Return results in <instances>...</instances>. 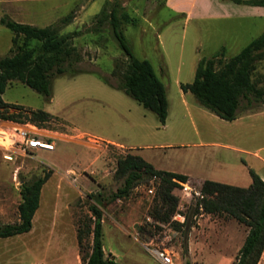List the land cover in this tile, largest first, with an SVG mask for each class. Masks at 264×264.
Instances as JSON below:
<instances>
[{
    "label": "rangeland",
    "instance_id": "374dc122",
    "mask_svg": "<svg viewBox=\"0 0 264 264\" xmlns=\"http://www.w3.org/2000/svg\"><path fill=\"white\" fill-rule=\"evenodd\" d=\"M113 10L133 55L149 61L165 87L164 126L113 86L114 64L125 57L109 21L99 25ZM68 14L73 19L61 25ZM122 14L131 21L122 20ZM1 18L39 28L59 25L61 35L77 33L73 45L81 56L80 63L51 80L50 98L19 82H12L1 96L8 105L50 114L48 126L40 127L56 133L53 151L36 150L13 164L0 162V226L18 223L22 184L50 172L41 190L37 224L52 222L57 231L53 248L47 253L31 249L20 264H81L77 234L83 232V249L88 251L92 236L86 230L93 227L90 207L96 199L105 257L117 264H157L141 245L160 232L145 223L146 216L154 218L158 181L142 182L128 197L110 199L123 182L115 178L117 161L127 154L156 170L189 176L196 191L203 180L248 188L251 171L264 181V102L249 97L241 102L236 120L225 121L180 89V84L193 81L200 59L224 47L226 61L247 45L246 38L230 44L233 22L185 21L166 10L164 0H0ZM11 39L12 33L0 24V58L9 55ZM254 77L264 89V60L257 63ZM173 194L180 196L176 189ZM178 203L188 218L187 226H174L179 235L172 245L181 264H235L248 229L226 215L196 212V198L189 203L179 198ZM21 249L11 245L9 254L0 250V264H18Z\"/></svg>",
    "mask_w": 264,
    "mask_h": 264
},
{
    "label": "trees",
    "instance_id": "16d2710c",
    "mask_svg": "<svg viewBox=\"0 0 264 264\" xmlns=\"http://www.w3.org/2000/svg\"><path fill=\"white\" fill-rule=\"evenodd\" d=\"M165 1V0H164ZM235 4H244L264 8V0H231ZM73 19L68 14L60 20L67 25ZM99 21H109L112 36L122 51L125 60L116 61L111 76L116 84L105 82L123 91L127 96L153 113L164 126L168 115L166 90L156 77L147 60L137 59L120 29V20L116 10ZM122 20L130 22L127 14ZM0 24L11 33L9 55L0 58V121L24 124L34 123L48 126L52 116L42 110L29 111L11 106L2 101L6 88L12 82H20L38 94L51 97V80L66 74L81 56L73 45L77 33L61 35L60 26L43 28L17 23L1 18ZM99 26L96 28V30ZM35 43V46L31 44ZM224 49L209 59H200L197 63L193 81L180 84L183 93H190L198 104L225 121H234L241 102L252 97L256 102H264V89L254 75L257 63L264 60V32L246 45L238 54L223 60ZM81 73V72H80ZM50 173V172H49ZM23 183L20 190L21 202L18 205V223L0 226V238L5 239L28 233L32 228V219L39 208L41 190L50 174ZM252 183L248 188L235 187L213 181H204L200 192L202 200L196 203V212L208 215H226L244 225L247 235L236 256L235 264H258L264 252V181L253 171ZM115 178L123 180L121 187L112 194L111 200L126 198L133 188L150 180L158 181L157 204L154 206V218L167 223L175 213L178 198L173 194L178 182H187L188 177L173 172L156 170L141 157L127 154L117 161ZM93 198V196H90ZM99 200L90 207L93 227L86 230L92 236L91 245L84 252L83 232L77 234L78 253L81 264H117L105 257L102 245V212ZM200 206L202 211H200ZM188 218H185V226ZM176 228L181 225L175 224Z\"/></svg>",
    "mask_w": 264,
    "mask_h": 264
},
{
    "label": "crops",
    "instance_id": "0c3cea01",
    "mask_svg": "<svg viewBox=\"0 0 264 264\" xmlns=\"http://www.w3.org/2000/svg\"><path fill=\"white\" fill-rule=\"evenodd\" d=\"M164 7L174 16L184 17L185 21L233 22L231 24V32L228 33L230 44H235L240 39L246 38L249 40L247 43L248 45L252 40L257 38L264 32V8L262 7L235 4L231 0H165ZM252 34L258 35L256 37H253L254 35ZM222 49H224L223 58H225L227 52L226 48L224 47L216 51L213 56ZM96 140L106 145L126 149L122 145L112 141H103L99 139ZM254 155L259 158L256 153ZM187 177L188 180H190V177ZM204 181L205 180L201 182ZM39 211L40 208H38L32 219V228L28 233L5 239L0 238V250L2 252L8 251L7 253L9 254L11 245H21V250L23 251L18 255V264L21 263L23 257L25 259L27 254L31 253V249H33V251L35 250V252H41L40 250H42V252L47 253L53 248V241L55 236L57 235V231L55 228H53L52 222L43 220L42 222H39L37 224ZM22 235H25V237L20 238L19 236ZM33 236L34 241L32 242L31 237ZM27 240L31 241H29V243H26L25 241ZM240 247L236 252H238ZM258 264H264V252Z\"/></svg>",
    "mask_w": 264,
    "mask_h": 264
},
{
    "label": "built area",
    "instance_id": "2783aa9c",
    "mask_svg": "<svg viewBox=\"0 0 264 264\" xmlns=\"http://www.w3.org/2000/svg\"><path fill=\"white\" fill-rule=\"evenodd\" d=\"M54 134L56 133L31 122L20 124L11 121H0V162L13 164L19 158L32 156V152L36 150L53 151ZM174 181L178 184L176 190L179 191L181 201L186 199V202L189 203L195 198L197 201L203 199L200 190H193L188 181L185 183ZM148 192L152 194L153 190L149 189ZM200 211H202L201 206ZM145 223L154 229H159L160 232L155 239H151L141 246L157 264H181L180 256L172 244L179 235L174 225L182 226L185 223L183 204L178 203L176 211L169 222L162 223L151 216H146Z\"/></svg>",
    "mask_w": 264,
    "mask_h": 264
}]
</instances>
